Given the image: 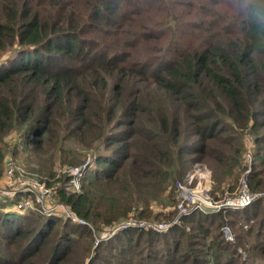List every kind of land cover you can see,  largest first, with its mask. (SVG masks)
<instances>
[{
	"label": "trees",
	"instance_id": "obj_1",
	"mask_svg": "<svg viewBox=\"0 0 264 264\" xmlns=\"http://www.w3.org/2000/svg\"><path fill=\"white\" fill-rule=\"evenodd\" d=\"M89 133L93 153H75ZM60 149L64 168L85 164L79 191L55 178ZM245 149L261 197L178 218L191 165L220 191ZM7 154L93 229L2 193ZM130 218L172 225L94 245ZM0 264H264V0H0Z\"/></svg>",
	"mask_w": 264,
	"mask_h": 264
},
{
	"label": "built area",
	"instance_id": "obj_2",
	"mask_svg": "<svg viewBox=\"0 0 264 264\" xmlns=\"http://www.w3.org/2000/svg\"><path fill=\"white\" fill-rule=\"evenodd\" d=\"M248 160L250 159V154H247ZM7 170L5 175V180H7L8 189H5L2 191L4 194H12L15 195L18 192L22 191H29L34 195L36 203L40 205V208L45 213H52L57 216L63 217L65 219H69L73 223H77L80 225H86L90 229H93L92 225L85 220L79 218L76 216L69 208L64 206L61 203H56L52 199V191L48 189L43 183L39 181H32V184L28 185L26 183L27 178H25L22 175V170L18 165H16L12 161L7 162ZM85 165L82 166H75V167H68L63 168V173L70 176L69 182L63 185V188L65 190H71V191H79L80 189V182L79 179L81 178L83 171H84ZM21 174L20 176H17V174ZM16 174V175H15ZM180 184V182H178ZM180 188V185H179ZM188 195L190 199H194V197L182 191L181 197H185ZM196 198H200V200L205 204L202 205L201 203L198 204H192V209L198 208L199 212L203 214H210L214 212L215 208L218 210L221 207L224 208H232V209H241L247 205H249L251 202H253L255 199L261 197L260 193H254L251 194L246 186V180H243L241 186L236 191V195L233 197H227L225 198L223 204L220 206H213L212 201L210 198L203 194L196 193ZM23 207H31L30 201L22 202L21 204ZM220 206V207H219ZM177 207L179 208V215L185 214L189 211V209H184V207L181 204H178ZM133 218L128 219L127 221L123 223H119L117 225H114L112 227H108L102 237L94 236V245H97L100 241L103 239H108L113 237L114 235L118 234L119 232L125 231L130 228L135 229H143V230H151L155 231L157 233H165L169 230V228L172 225V222H158V221H129ZM176 220L173 221L175 223ZM226 231V229H224ZM228 237V236H227ZM230 237V236H229ZM228 237V238H229Z\"/></svg>",
	"mask_w": 264,
	"mask_h": 264
},
{
	"label": "rangeland",
	"instance_id": "obj_3",
	"mask_svg": "<svg viewBox=\"0 0 264 264\" xmlns=\"http://www.w3.org/2000/svg\"><path fill=\"white\" fill-rule=\"evenodd\" d=\"M164 7L169 9V6H164ZM93 137H95V135L93 133L87 134L85 138H87L89 141H91L92 146L88 147L86 149H83L81 147H75L73 149V150H76L75 153H83L84 151H87L88 155L93 153ZM244 140H245V142H247L249 144L251 143L250 142L251 139L248 136H245ZM70 147H73V143H70ZM247 150L248 149H245L244 155H243V159H244L245 165L247 166V167H245L246 169L241 172V175H239L236 180H226V182L221 186V190L220 191H213L212 171L209 168V166H207V164H205L203 162H197V163L192 164L190 169L186 172V174L183 176V178L179 181L180 184H178V183L175 184L176 188H177V197H178L177 205L181 204L184 207V209H189V211L187 213L179 215V208L176 206L177 207V214L176 215L178 216V218L185 217V216H190L194 212L201 213V212H199L198 208L192 209V207H193L192 204L201 203L202 205H205L200 200V198H198V197L196 198L195 197L196 193L203 194V195L207 196L208 198H210V200L212 201V205L213 206H218V205L221 206L223 204L224 200H226L225 198L235 196L236 195V191L239 188V186H241L243 180H247L246 179L247 178V174L250 172V169H251L252 155L250 154V152H247ZM75 153L72 152L71 155H74ZM61 154H62L61 149H60V151L56 152V159L54 160V162H53V164L51 166V169L53 171H55V174H54L55 178H57L58 176H60L62 174H65V173H63L62 170H63L64 166H66V165H63V163H62L63 157L61 156ZM247 154H250V159L249 160L247 158ZM10 157L11 156L9 154H7L5 156V159H4V171H5L6 161ZM89 159L90 158H87L85 162H89L90 161ZM45 161H49V159H47ZM14 163L17 164L20 167V169L22 170V175L25 178H27L26 183L28 185L32 184L33 180L34 181H36V180L38 181V180H46V179L48 180V179H50L47 176L45 177V176L38 175L35 171H31V170L25 169L22 165L18 164L16 161H14ZM29 168L32 169L31 166ZM37 168H39V167H37ZM34 169H36V168H34ZM20 175L21 174H19V173L17 174V176H20ZM179 185H180V188H179ZM182 191L191 194L194 197V199L193 200L190 199V197L188 195H186L185 197H181ZM260 195H262V193H260ZM52 199H53V197H52ZM251 203L249 205L241 208V209H243L241 211H244L245 209H247L251 205ZM226 209L234 210V211L235 210H239V209L221 207L219 210L217 208H215L214 212H212L210 214H203V213H201V214H203V215H213V214H216V213H218V212H220L222 210H226ZM33 210H35V207H33ZM168 210H170V209H168ZM157 211H158V209H155V212H157ZM236 212H238V211H236ZM129 221H138V219L137 218H133V219H131ZM148 221H164V219L155 218L153 220H148ZM176 221L178 222V219ZM237 226H238V224L235 227H237ZM133 229H135V228H130V229H127V230H133ZM222 229H223V232L226 235V237L230 236L229 238L228 237L227 238L229 240H232V235L230 233L229 227L226 226V227H223ZM224 229H226V231ZM254 231H255V229L253 230V232ZM232 232H233V229H232ZM101 233L102 232H100L98 234H101ZM104 240H107V239H104ZM240 251L241 250H239V252ZM241 253H242V258L246 256V252L241 251Z\"/></svg>",
	"mask_w": 264,
	"mask_h": 264
}]
</instances>
